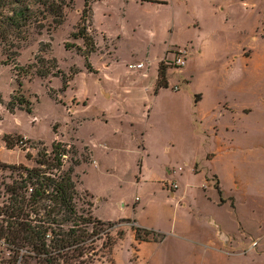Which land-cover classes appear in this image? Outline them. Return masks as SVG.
I'll use <instances>...</instances> for the list:
<instances>
[{
  "label": "rangeland",
  "instance_id": "obj_1",
  "mask_svg": "<svg viewBox=\"0 0 264 264\" xmlns=\"http://www.w3.org/2000/svg\"><path fill=\"white\" fill-rule=\"evenodd\" d=\"M44 1L49 6L61 8L60 24L52 21L53 17L48 14L44 15L46 7L38 3L35 10L38 12L39 22L26 29L25 39L11 38L9 43L0 40L1 163L33 167L39 150H49L53 141H63L75 148L78 165H83L81 170L74 168L79 192L77 205L85 212L89 210L93 218L100 220L99 217L105 218L112 213L106 206L99 205V198L96 199V196L81 188V181L98 197L99 188L103 189L106 197L115 205L121 195H124L129 207L135 197L140 199V204L152 200V208L158 211L156 216L150 211L136 216L144 224L160 220V211L167 215L173 210L180 212L166 200L167 196H170L168 193H162L155 187L137 189L128 184L126 180L132 179L133 174H127L123 181L117 178L122 177V174H119L121 172L110 167L107 174L99 176V67H105L110 60L116 61L118 54L128 55L132 50H139L141 53L150 51L152 57H156L162 54L167 46H177L174 50L178 46L184 47L192 35H197L196 31H192L194 24L198 20H205L206 24H202V30L197 37L198 45L204 53L203 58L196 62H191L189 57L187 59V70L195 71L194 81L188 85L184 83L182 74L186 67L170 69L161 65L162 58L158 62L157 67L162 66L166 74L168 72L171 82L178 85L179 92L172 90L171 84L160 96L143 103L145 107L150 105L153 113L148 121L150 131L145 129L144 139L151 145H155L159 140L158 155L166 157L186 150L195 151L200 155L212 150L215 147V138L211 130V117L204 120L193 118V93L195 90L205 93L207 74L221 78L232 70L233 63L239 65L238 62L242 58L247 59L244 61L245 71L249 76L254 74V78L258 76L259 79L258 107L244 119L246 138L240 145L236 142V135L241 132L239 125L228 127V133L239 146L235 149L236 167L242 180L249 188L259 184L264 191V0H158L165 3L159 12L155 13L151 8L143 11L147 17L145 27L136 30L132 39L125 36L130 34L132 29L122 32L124 37L119 40L114 37V45H111L107 34L99 29V23L104 19L103 13L108 10L105 1H90V12L84 23L81 22L82 0H40ZM219 4H222L224 9L218 10ZM104 27L110 30L124 28L111 19L105 21ZM143 29H146V32ZM81 33L86 35L85 39L81 37ZM227 48L231 50L228 58L223 56L216 60L217 57H213L212 60L210 53L213 50L223 52ZM112 51L114 54L109 57L107 52ZM236 53L238 59H235ZM230 62L231 66L228 64ZM129 63L119 62L114 71L124 73L126 70L132 74V71L127 69ZM150 66L146 64V68H142L141 72H145ZM248 93L251 91L248 90ZM19 103L22 105H18ZM174 103L184 106L187 121L175 122L163 110ZM9 104H14L15 109L12 112L8 109ZM139 106L141 113L142 103ZM85 117L95 120L84 124L76 133L89 147L74 139V131L72 132L76 124ZM138 119V125L141 127L146 121L143 118ZM256 122L258 124H255ZM221 127L217 125V130L222 129ZM6 135L17 141V145L12 149L5 145ZM177 135L180 138L183 136L182 143L176 140ZM89 148L95 158V167L94 164H89ZM127 151L119 150L105 161L109 166L125 165L129 157ZM26 155L31 158L27 159ZM150 167L154 168L156 164L152 162ZM261 202L264 204V194ZM116 211L130 213V210L122 208ZM111 223H115L110 231V236L115 241L111 255L102 253L100 245L104 239L98 241L94 264H114L113 249L117 252L123 250V247H128L126 243L119 241L124 239L130 227L133 229L134 224L125 220ZM120 232L123 233L121 238L118 237ZM131 245L134 246L133 243Z\"/></svg>",
  "mask_w": 264,
  "mask_h": 264
},
{
  "label": "crops",
  "instance_id": "obj_2",
  "mask_svg": "<svg viewBox=\"0 0 264 264\" xmlns=\"http://www.w3.org/2000/svg\"><path fill=\"white\" fill-rule=\"evenodd\" d=\"M102 1L106 2L108 10L103 13L104 19L99 23V29L107 34L111 45H114V37L115 40L123 38L122 32L125 33L129 28L132 29L130 34L127 33L125 36L132 39L136 30L145 27L147 21L143 12L145 9L151 8L157 13L165 4L158 0ZM217 9H224V6L219 4ZM212 11L215 13V9ZM105 18L107 21L109 19L115 21L124 28L106 29ZM202 24H206V21L198 20L194 24L192 31H196L197 35H192L186 44L191 50L189 56L191 62L203 58L204 53L197 42ZM143 31L146 32V29ZM176 47L167 46L162 54L156 57H152L150 51L141 53L139 50H132L128 55L118 54L116 61L110 60L105 67H99V176L107 174L110 167L121 172L119 174H122V179L117 178L123 181L127 174H133L132 179L126 180L128 184L137 189L155 187L162 193H168L170 196H167L166 200L180 212L173 210L167 215L160 211L161 219H157L160 224L157 222L144 224L136 216L145 211H150L156 216L158 211L152 208V200L140 204V199L135 197L129 207L124 195H121L115 205L106 197L103 189L99 188L98 197L80 180L81 188L96 196V199L99 198V205L106 206L112 213L105 218L99 217L100 220L106 222L129 220L136 227L164 235L158 242L137 241L130 227L124 239L119 241L126 243L128 247H123V250L117 252L113 249L114 264H264V204L261 202L264 191L259 184L249 188L242 180L236 167L235 149L239 146L228 133V127L239 125L241 132L240 135H236L237 144L240 145L246 138L244 119L258 107V76L254 78V74L248 75L244 66L247 59L243 58L238 62L239 65L233 63L232 70L221 78L207 74L205 93L200 90L193 93L199 97L196 102L194 100L192 115L193 118L200 120L211 117L215 147L202 155L191 150L180 151L169 157L158 155L159 140L155 145H151L144 139L145 129L150 131L148 121L153 113L150 105L145 107L143 103L152 101L154 97L169 89L160 88L156 94L154 93L158 81L157 64L163 57H172ZM230 51L229 48L223 52L213 50L210 55L212 60L213 57H217L218 60L223 56L228 58ZM107 53L109 57L114 54L113 51ZM238 58L236 53L235 59ZM119 62L142 63L143 68H146V64L151 66L145 69V72H141L140 69L133 70L132 74L126 70L119 73L114 71L118 68ZM228 64L232 65L231 62ZM185 67L182 79L188 85L195 80V71L187 70L189 67L187 64ZM166 81L168 85H174L168 72ZM248 90L251 91L250 94ZM163 110L175 122L188 119L184 113V106L179 103L170 104ZM138 118H143L147 124L144 123L140 127ZM93 120L95 119L85 117L72 130L74 139L79 143L84 144L77 131ZM217 125L222 126V129L217 130ZM176 140L182 143L183 136L180 138L177 135ZM119 150L129 151L128 163L109 166L105 159ZM90 159L89 164H94L95 167L91 149ZM152 162L156 167H150ZM82 166L80 164L76 169ZM121 208L130 210V213L116 211ZM258 238H261L259 246L256 249H249L251 240Z\"/></svg>",
  "mask_w": 264,
  "mask_h": 264
},
{
  "label": "trees",
  "instance_id": "obj_3",
  "mask_svg": "<svg viewBox=\"0 0 264 264\" xmlns=\"http://www.w3.org/2000/svg\"><path fill=\"white\" fill-rule=\"evenodd\" d=\"M82 1L84 23L91 0ZM38 3L46 7L44 15L60 24L59 6L40 0H0V40L9 43L11 38L25 39L26 29L39 22L35 10ZM81 37L85 39L86 35L81 33ZM160 88H168L162 66L158 67L154 93ZM198 97L194 96L195 102ZM13 105H8L11 112ZM4 142L8 149L17 145L8 135ZM76 155L72 145L53 141L49 150L38 151L33 167L0 162V264H94L96 244L102 239V253L111 255L115 241L110 231L115 223L93 218L89 210L85 212L77 205ZM132 228L137 241L158 242L164 238L153 230ZM122 235L118 233L119 238Z\"/></svg>",
  "mask_w": 264,
  "mask_h": 264
},
{
  "label": "built area",
  "instance_id": "obj_4",
  "mask_svg": "<svg viewBox=\"0 0 264 264\" xmlns=\"http://www.w3.org/2000/svg\"><path fill=\"white\" fill-rule=\"evenodd\" d=\"M191 50L190 47L184 46V47H178L172 57L168 58L167 56L162 58L161 64L166 68H176V69H182L187 64V59L190 56ZM143 68L142 63H129L127 65V69L130 71L133 70H140ZM172 90L178 91V85H173L171 87ZM175 187V186H174ZM261 241V238L251 240L249 249H256L259 246V243Z\"/></svg>",
  "mask_w": 264,
  "mask_h": 264
}]
</instances>
